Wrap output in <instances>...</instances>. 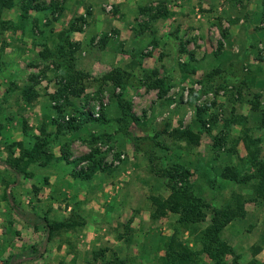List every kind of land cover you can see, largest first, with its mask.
<instances>
[{"label": "rangeland", "instance_id": "374dc122", "mask_svg": "<svg viewBox=\"0 0 264 264\" xmlns=\"http://www.w3.org/2000/svg\"><path fill=\"white\" fill-rule=\"evenodd\" d=\"M52 1L62 7L56 18L49 9L30 11L24 25L19 18L22 0H15L11 10H0V264H9L12 255L31 256L43 248L47 231L44 219L78 224L53 232L41 258L24 264H161L172 235L188 250L198 252L200 247L177 226L175 216L150 220L148 198L166 197L169 192L165 179L149 172L148 157L158 158L154 164L165 168L180 161L197 166L202 174H193L190 181L213 208L224 207L233 192L244 197L251 194L250 189L219 177L226 163L240 165L246 156L244 144L240 141L235 145L233 154L225 150L215 154L212 138L234 107L235 114L246 117L247 122L231 127L227 146L244 127L250 128V135L263 141L260 158L264 159V129L257 128L259 114L251 112L249 104L258 91L264 104V0H33V5L48 6ZM160 6H165L170 15L153 20L150 15ZM142 7L152 11L141 14ZM260 9L263 19L258 14ZM79 16L84 18L82 29L71 32L68 40L78 45L74 68L87 73L89 80L83 95L70 96V101L78 110H91L94 117L103 106L109 121L104 125L86 123L72 135L67 146L69 158L90 151V134L106 133L111 140L104 139L96 146L101 152L111 147L105 162L113 166L109 173L97 171L87 181L73 177L72 165L60 159L67 139L53 140L54 127L48 122L53 115L51 96L57 90L56 79L67 74L64 68L51 67V62L62 67L64 61L56 56L44 62L39 54L42 48L38 47L44 44L54 52L59 35ZM245 34L247 41L242 40ZM180 47L186 52H180ZM113 59L120 61L115 68L134 77L123 90L124 99L132 104L131 112L139 119L126 125L129 140L117 131L115 123L119 90L108 86L99 99L95 95L94 79L115 69ZM46 65L50 68L42 74ZM153 69L169 82L166 99L158 100L156 91L139 81L144 77L143 70ZM215 69L220 74L207 81L205 76ZM247 73L255 80L252 86L242 84ZM32 75L37 76L35 84L30 80ZM219 85L224 87L217 90ZM29 86L37 96L27 103L21 92ZM238 86L245 98L242 101L236 99L234 87ZM202 105L209 106L210 113L219 114L218 127L203 133L198 146L187 150L169 132L179 125L197 131L194 112ZM72 109L66 108V118ZM43 126L51 134V160L45 166L21 161L28 177L14 174L10 162L19 159L21 150L32 148ZM156 142L166 150L156 147ZM115 153L120 159H114ZM85 166L80 164L76 170ZM245 209L246 217L228 225L221 238L238 255L236 264H264V200L249 202ZM207 215L210 219V210ZM32 220L38 223L32 225ZM225 262L232 264V257L227 256ZM198 264L210 263L200 254Z\"/></svg>", "mask_w": 264, "mask_h": 264}, {"label": "trees", "instance_id": "16d2710c", "mask_svg": "<svg viewBox=\"0 0 264 264\" xmlns=\"http://www.w3.org/2000/svg\"><path fill=\"white\" fill-rule=\"evenodd\" d=\"M15 0H0V10H11L14 7ZM262 1V0H261ZM21 14L20 19L21 24L24 25L23 20L28 17L30 11H46L49 9V13L56 18L62 12L61 5H58L56 1L50 2L48 6L33 5V0H22L20 5ZM152 10L149 8H140L139 12L149 13ZM260 18L263 19V11L258 10ZM86 14H89L87 11ZM170 15V12L165 8V6H160L156 11L151 14L153 20L156 19H166ZM259 18V22L261 19ZM79 23V26L78 24ZM84 23V18L82 16L73 18L69 24L68 30L62 32L60 37V43L57 45L54 52L47 48L44 44L38 45L40 49V58L45 62L49 58L56 57L62 58L64 65L62 67L55 65L51 62L54 69L58 70L64 68L66 71V76L57 80V90L51 96L52 102V116L48 117L49 125L54 127L53 140L60 137H65L67 139V144L61 150L60 159L66 164L72 165L73 174L75 178H81L85 181L89 180L92 175L97 171L109 173L113 166L105 162V157L107 153L111 150V147L106 152H101L96 146L97 142H103L104 139L110 141L106 133L101 135L90 134L89 145L90 151L79 157L70 159V153L67 149L68 141H71V136L77 133L83 128L86 123H94L104 125L108 123V119L104 112V107L101 106L100 112L97 117L93 116L91 110L85 111L78 110L73 106L70 101V96H81L83 95L86 87L85 83L89 80V75L83 71L76 70L74 68V53L78 50V45L76 43L70 42L69 34L75 31H81L82 24ZM221 36L225 37V32H221ZM106 36L101 40L103 44L105 42ZM221 47V45H219ZM219 47V48H220ZM180 52H186L183 47H180ZM217 57V53L214 54ZM188 55V58H190ZM258 59L261 61L260 56ZM52 61V59H50ZM185 67L184 70L187 72V64L182 65ZM50 68V67H49ZM48 65L45 66L44 70L41 71L42 74L48 69ZM195 73V70L191 72ZM144 77L139 80L141 85L145 86L148 90H154L157 93V99L162 100L167 98V94L170 90L169 82L167 78L159 77L158 71L156 69L143 70ZM220 74L219 69L212 70L205 77L207 81H213L216 75ZM249 74L245 75L242 84L245 86H252L255 84V80L249 79ZM37 76H31L32 83ZM134 77L129 74L128 71L121 70L119 68L112 69L111 71L103 74L99 78L94 79L97 83L95 95L99 99V95L105 92V88L108 86H113L114 89H118L119 93L116 95L117 109L119 112L118 118L115 120L117 124V131L122 135L126 136L129 140L131 135L126 130L127 123H136L139 119L131 112L132 104L123 97V90L129 81ZM258 83V82H257ZM224 86L219 85L218 89H222ZM236 89L237 100L242 101L245 99L242 95V87L238 86ZM205 91H202V93ZM22 99L29 103L37 96L30 86L24 89L22 92ZM217 94V91H215ZM234 94V93H232ZM193 96V95H192ZM192 96H190L192 98ZM261 94L256 92L249 100L251 105L250 111L259 114L258 129H264V104H261L259 99ZM169 101V100H167ZM87 105V103H86ZM214 105V103H213ZM72 109L71 115L65 117L66 108ZM218 113H210V108L207 105H202L195 107L194 112V125L197 127V131H193L192 128L186 127L182 128L181 125L169 132V136L178 143H183L184 148L187 150L195 148L199 144L200 137L203 133H210L212 127H218ZM247 122V118L235 114V108L233 107L229 111V116L222 120L220 130L216 136L212 138V149L215 154L220 153L222 150L228 153H235V145L240 141L244 144L246 149L245 158L241 159L240 165L237 167L232 165V163H226L219 173V177L226 183H231L239 186L242 189H250L251 194L248 197H244L239 193H231L230 199L224 207L213 208L200 196L198 192L195 191V187L190 181V177L194 174H202L198 172L197 166H193L191 163L181 161L177 164H172L167 168L161 167L160 164H154V161H158L156 157H148L150 163L149 172L157 175L158 177L165 179V187L168 189L169 194L166 197L161 195L150 196L148 199L151 204V209L149 213L150 220L156 222L167 214H172L176 217V224L179 228H182L188 232V236L192 237L194 240V245L199 246L198 252L188 250L187 246H184L181 242H176V236L172 235L169 238V245L167 246V251L162 259L161 264H198V257L200 254H204L210 264H226L225 259L227 256L232 257V264H236L238 255L233 251L232 246L221 238L223 230L234 221L243 220L247 211L245 205L249 202H256L264 200V159L260 158V150L262 148V139L260 137L253 138L250 135V128L244 127L241 130V134L236 139L232 140L229 146H227L228 133L233 125H241ZM256 122V123H257ZM45 130V126L40 128L41 137H36L35 142L30 150H21L19 159L10 162V169L14 174L21 175L24 174L28 177L20 166V162L24 161L26 165L31 163H38L40 166H45L49 163L52 158V154L48 152L50 145L49 139L51 138ZM110 139V140H109ZM21 147V144H18ZM155 146L166 150L162 144L156 142ZM114 159H120L119 154H114ZM86 163L85 167H80L76 170V167L80 164ZM192 171V172H191ZM201 176V175H200ZM210 183V182H209ZM212 183V182H211ZM210 210L211 216L208 219L207 211ZM44 219V218H43ZM34 222V221H33ZM45 231L46 244L53 232L60 230H67L74 228L78 223L74 221H64V222H53L49 223L46 219L43 220ZM35 225L38 222H34ZM80 224V223H79ZM206 224L202 229L199 228L200 225ZM45 246L34 256V260H37L44 253ZM26 260H24L25 262ZM23 260H20L18 256L10 257L9 264H20Z\"/></svg>", "mask_w": 264, "mask_h": 264}, {"label": "crops", "instance_id": "0c3cea01", "mask_svg": "<svg viewBox=\"0 0 264 264\" xmlns=\"http://www.w3.org/2000/svg\"><path fill=\"white\" fill-rule=\"evenodd\" d=\"M259 13V12H258ZM254 22L255 23H257V20L256 19H254ZM247 33H250V30L249 31H247ZM243 41H247L248 40V37L246 36V34H245V36H244V38L242 39ZM106 53H109V52H106ZM130 64L131 63H133V62H129ZM128 63V64H129ZM112 64H113V67L115 68V67H118V66H120V61H117L116 59H113L112 60ZM115 65V66H114ZM110 67V66H109ZM262 136H263V132H262ZM32 225H35V223L33 222V220H32ZM44 240H45V236H43V243H42V246H45V249H44V251L46 250V245L47 244H45L44 243ZM39 251H36L35 253H33L31 256H25V257H23L22 255H20V254H15V255H12V256H18L19 258H20V260H23V262L22 263H20V264H24V263H26V261H28V262H35V261H38L39 259H37V260H34L33 258H34V256L38 253ZM11 256V257H12ZM24 260H26L25 262H24Z\"/></svg>", "mask_w": 264, "mask_h": 264}]
</instances>
